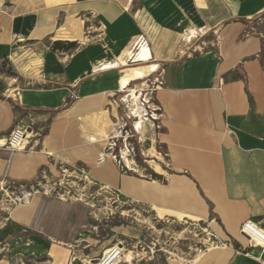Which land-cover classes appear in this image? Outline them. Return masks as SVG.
Instances as JSON below:
<instances>
[{"label":"crops","instance_id":"1","mask_svg":"<svg viewBox=\"0 0 264 264\" xmlns=\"http://www.w3.org/2000/svg\"><path fill=\"white\" fill-rule=\"evenodd\" d=\"M131 1L0 0V69L7 59H24L22 67L41 62L25 70L39 77L18 90L15 78L0 75V142L15 118L26 115L34 124L23 152L0 146V180L30 185L68 165L124 202L206 221L222 245L192 264H264V253L259 258L240 233L245 221L264 230V51L247 31L264 0ZM60 30L73 41L92 34L91 41L53 40ZM151 30L167 35L157 54ZM55 43L64 47L52 51ZM137 60L149 62L127 68ZM158 73L155 145L144 151L158 164L146 162L148 171L124 154L122 166L108 145L121 125L117 98ZM130 102L139 114L134 91ZM87 219L84 203L34 194L12 210L13 233L3 237L32 242L49 264H71L81 253L70 247ZM115 229L112 240L136 238L129 227Z\"/></svg>","mask_w":264,"mask_h":264},{"label":"rangeland","instance_id":"2","mask_svg":"<svg viewBox=\"0 0 264 264\" xmlns=\"http://www.w3.org/2000/svg\"><path fill=\"white\" fill-rule=\"evenodd\" d=\"M3 1L12 4L11 2L16 0ZM29 2L33 4V1ZM247 26L248 33L250 32L262 40L264 51V12L251 19ZM67 29L69 28L67 27ZM70 31L74 32L73 27L70 28ZM60 33L61 31L57 35ZM82 35V33L80 35L76 34L74 41H77V38H80L82 43L91 41L92 34L89 35L90 37ZM148 35L151 36V44L155 48V54H157L158 49L161 48V41L167 39V35L165 33H155L153 30ZM63 41H73L72 36L67 35V40ZM14 48L13 52L21 50ZM23 49L28 50L29 47L26 46ZM23 62L24 59L17 64H12L11 60L7 59L0 69L1 77H5L8 82L10 78H15L16 82L13 87L16 90L22 86L30 85V79L39 77V73L33 76L31 72L25 71L34 68L32 63L29 64L30 66L27 65L28 67H22ZM148 62L137 60L135 64L127 66V68L144 65ZM143 69L149 70L150 68H139L138 70ZM153 78L154 76L149 79L137 80L136 82L143 83L141 89H135L136 82L130 83L117 98V109L121 118V125L117 128L119 135L113 138V142L111 139L108 145L112 154L114 153L115 160H118L122 166L124 161L121 159L120 149L124 145L128 146L131 158L135 159L137 166L139 165L150 171L146 162L154 160L158 163L159 161L157 158H150L144 154L145 150L155 145L150 140L153 134L157 132L155 123L158 117L154 115V108L151 107L155 101L149 96V80ZM133 91L138 96L141 107L137 115L131 112L130 94ZM26 117V115H22L18 119L24 125L28 124L33 128L32 120ZM113 121L117 122L114 118ZM107 148L109 147L107 146ZM157 152H160L158 144ZM77 171L79 170L68 165H59L58 171L53 177L42 174L37 181L24 186L0 180V264H49L47 252H43L41 256L37 255L33 250L34 244L32 242L25 241L22 244L15 237L6 243L4 241L6 237H3L4 234L13 233L9 216L15 207L24 204L22 195L24 198L25 194H28L31 189L43 193V191H40L42 188L51 190L48 195L50 198L55 197V199L65 202L77 201L84 203L87 207V224L80 236L77 237L79 241L70 247L71 250L80 251L81 254L77 259L70 260L71 264H97V260L102 253L103 243L112 240L113 231L111 230L112 228L116 230V227L119 230L121 228L125 230L126 227H129L136 233V238L131 239L129 235L125 234L118 235L112 240L110 245L119 242L123 245L124 253L129 251L132 253L130 261L126 262L122 259L123 261L119 264H192V261L199 258L197 256L199 253L221 244L214 241L212 236L214 231L209 228L206 221H197L184 215L165 213L161 210L158 212L147 205L132 201L124 202L120 197H116V193L112 188L101 189L89 179L80 176ZM26 236L28 235L26 234ZM36 240L42 242L41 239ZM43 245L45 246L44 243ZM62 255L66 256V253L64 252Z\"/></svg>","mask_w":264,"mask_h":264},{"label":"built area","instance_id":"3","mask_svg":"<svg viewBox=\"0 0 264 264\" xmlns=\"http://www.w3.org/2000/svg\"><path fill=\"white\" fill-rule=\"evenodd\" d=\"M130 2L132 1L130 0ZM161 85H162V76L161 74L158 73L157 76L154 78V80L149 82L150 98H152L153 91L161 87ZM151 107L154 108V111L156 112L157 107L155 102L152 103ZM15 120H16L15 125L8 132L7 138L2 143L0 142V146L14 152L15 151L23 152L24 150L27 149L26 140H28L33 134L32 133L33 129L30 125L28 124L24 125L23 123H21V121H19L18 118H15ZM157 125L158 124H156L155 126L156 129L158 127ZM112 142H113V138H112ZM120 152L122 155L130 154V150L127 145H124V147L120 149ZM40 191H43L44 194L49 195L51 190L42 188V190ZM34 194H39V191L31 189L28 192V199ZM22 200L24 201L23 195H22ZM240 233H242L243 238L248 243V246L250 248L252 247L259 248V258H260L262 253H264V230L259 229L249 221H245L240 225ZM252 235H254L256 240L252 238ZM212 236L214 241H217L215 235ZM123 249H124L123 245L118 243H114L110 245L104 252H102L100 258H98L97 260V264H119V262H122L121 258L123 257ZM245 255H247V252H245Z\"/></svg>","mask_w":264,"mask_h":264},{"label":"bare ground","instance_id":"4","mask_svg":"<svg viewBox=\"0 0 264 264\" xmlns=\"http://www.w3.org/2000/svg\"><path fill=\"white\" fill-rule=\"evenodd\" d=\"M61 31V33L59 34V35H57V34H55L52 38H53V40H58V41H63V40H67V32H64V31H62V30H60ZM41 62L39 61V59L37 58V59H35L34 61H32V66L35 68V66H37L38 64H40ZM31 65V64H30ZM29 65V66H30ZM28 67V66H27ZM26 68V67H25ZM10 89V88H9ZM10 92L12 93L13 91H11L10 90ZM131 98H133V96L131 97ZM135 98V97H134ZM133 98V99H134ZM136 101V100H135ZM133 102H134V100H133ZM137 102V101H136ZM135 103V102H134ZM137 107H138V105H137ZM106 134H109V133H107L106 132ZM151 149V148H150ZM147 151V150H146ZM152 154V153H151ZM148 156V155H147ZM156 163V162H155ZM153 164V163H152ZM158 164V163H157ZM159 165H154V167H155V170L156 171H159L160 169H159V167H158ZM78 173H79V175L80 176H82V177H84L85 179H88L87 178V175H85V173L83 172V171H81V172H79V171H77ZM24 201H26L27 199H28V194H25V196H24ZM157 215V214H156ZM124 235V234H123ZM252 238H254L255 240H256V238L254 237V235H252ZM206 242V241H205ZM118 244H120L119 242H117ZM104 252V251H103ZM127 252V251H126ZM123 257L121 258V261H123L122 259H124L126 262H128V261H130L131 259H132V253L129 251V252H127V253H124V249H123ZM197 257V256H196ZM119 263H121V262H119Z\"/></svg>","mask_w":264,"mask_h":264},{"label":"trees","instance_id":"5","mask_svg":"<svg viewBox=\"0 0 264 264\" xmlns=\"http://www.w3.org/2000/svg\"><path fill=\"white\" fill-rule=\"evenodd\" d=\"M73 45H74V43H70L68 46H69V48L71 47H73ZM64 46H61V44H59V43H55L54 45H53V48L54 49H62Z\"/></svg>","mask_w":264,"mask_h":264}]
</instances>
